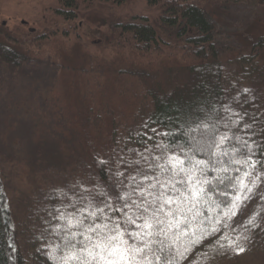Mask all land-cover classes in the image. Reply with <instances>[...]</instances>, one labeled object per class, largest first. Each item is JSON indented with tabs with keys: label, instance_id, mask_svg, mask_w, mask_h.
<instances>
[{
	"label": "trees",
	"instance_id": "obj_1",
	"mask_svg": "<svg viewBox=\"0 0 264 264\" xmlns=\"http://www.w3.org/2000/svg\"><path fill=\"white\" fill-rule=\"evenodd\" d=\"M57 1L54 11L66 21L76 16L79 1L91 0ZM152 1L160 3L161 26L141 15L118 22L116 38L108 44L114 50L109 49L107 58L94 56L93 59L97 68L101 65L113 77L110 91L120 105L139 99L134 113L137 116L121 117L119 106L116 111L105 110L104 113L94 110L91 117V101L85 97L76 112L81 124L78 125L81 127L79 144L76 148H63L64 152L77 153L81 158L70 178L72 186L67 184L48 190L33 202L34 205L28 204L17 218L9 205L0 169V264H63L61 257L68 251L66 233L63 222L50 213L55 214L56 208L73 200L78 208H83L93 197L94 203L111 199L119 205L116 195L130 189L119 186L118 179L125 180L129 172L135 174L133 170L137 167L166 164L167 158L174 154L183 158L181 150L194 161L205 162L204 175L211 183L204 185L210 190L195 207L187 202L180 206L176 220L179 230L186 235L175 239L177 230L168 232L166 244L173 246L174 253L176 249L185 252L184 259L176 254V264H224L225 261L230 264L239 258L236 254L239 248L264 244V165L261 163L264 161V15L252 19L262 30L253 37L251 32L247 35L250 43L240 41L243 42L241 47L220 48L215 43L216 20L210 11L211 4L200 0ZM230 1L252 4L264 13V0ZM2 26H6L5 29ZM0 27V62L8 68H18L40 57H49L56 67H66L63 60L69 59L65 58L67 53L57 50L53 40L43 45L25 28L11 30L3 22ZM162 27L175 29L177 40L174 38V42H180L176 53L170 48L161 49L167 44L158 33ZM54 28L46 32L53 38V34L65 31L63 27ZM80 67L74 66L79 72ZM135 119L138 123L133 126ZM245 124L250 127L245 129ZM117 125L119 129L123 127V135L115 137ZM225 134L232 137L224 144L229 156L221 155L222 149L215 147V142ZM236 136L248 141L252 154L248 153V148H240ZM234 147L238 151L232 157ZM240 152L245 155L241 156ZM141 154L149 159H142ZM245 156L247 163H244ZM233 159L241 162H232ZM135 160H139L140 165L134 164ZM218 160L223 163H217ZM253 161L255 168L249 167ZM224 167L228 169L226 173L220 170ZM155 171L160 169L155 168ZM117 172L125 176L118 178ZM165 175L170 176L171 172ZM177 178L182 179L183 173ZM241 178L244 184L257 189L246 215L234 217L229 215L233 204L238 207L236 198H242L245 190L239 187ZM128 183L125 180V185ZM177 187L185 189V185ZM58 191L66 192L67 196H59ZM100 191L107 196L98 195ZM67 211L73 209L69 207ZM108 214L113 218L118 215ZM213 228L219 230L214 235ZM197 238L201 242L191 244ZM229 243L233 247H228ZM70 264L75 262L70 261Z\"/></svg>",
	"mask_w": 264,
	"mask_h": 264
},
{
	"label": "rangeland",
	"instance_id": "obj_2",
	"mask_svg": "<svg viewBox=\"0 0 264 264\" xmlns=\"http://www.w3.org/2000/svg\"><path fill=\"white\" fill-rule=\"evenodd\" d=\"M200 2L211 4L210 11L216 20L215 43L220 48L241 47L240 41L250 43L247 36L250 32L253 37L262 30L253 23V18H261L264 13L252 4L230 0ZM56 6L57 0H0V25L3 22L11 30L25 28L43 45L53 40L57 50L67 53L65 58H69L63 60L66 67H56L49 57L36 58L18 68H8L0 62V169L16 218L48 190L72 184L70 178L81 158L77 153L64 152L63 148H76L79 144L81 124L76 112L85 97L91 101V117L94 110L104 113L116 111L119 106L121 117L136 113L139 99L120 105L110 91L113 77L101 65L97 68V62L93 61L94 56L107 58L109 49L114 50L108 44L116 38L119 29L116 23L141 15L161 26L159 1H79L76 16L66 21L55 13ZM54 27H63L65 31L53 34V38L46 32ZM158 33L162 42H167L161 49L170 48L176 53L180 42H174L175 29L162 27ZM74 66L80 67V72ZM128 84L133 89L132 81ZM137 121L131 125L135 126ZM116 128L115 137L123 135V127ZM252 187L243 191L235 215H246L252 206L256 188ZM235 220L239 222V218ZM249 246L241 254L236 253L239 258L230 264H264V244Z\"/></svg>",
	"mask_w": 264,
	"mask_h": 264
},
{
	"label": "snow or ice",
	"instance_id": "obj_3",
	"mask_svg": "<svg viewBox=\"0 0 264 264\" xmlns=\"http://www.w3.org/2000/svg\"><path fill=\"white\" fill-rule=\"evenodd\" d=\"M145 127L148 126L145 125ZM249 127L247 124L244 125L245 129ZM230 139L232 137L225 134L218 142H215V147L222 149L220 154L223 156H229V152L224 149V144ZM235 139L239 142L241 149L248 148L247 140L240 136H236ZM237 151L235 147L232 149V157L236 156ZM181 152L183 158L174 154L167 158L166 164L158 163L155 166L149 164L147 167L135 168L133 170L135 174L129 172L125 176V173L117 172L115 175L118 178L125 176V180L129 181L125 185V180L118 179V185L130 189V191L116 195L115 200L120 202L119 205L111 199H103L94 203L95 197H93L83 208H78L77 202L73 200L62 208H56L55 214L50 213L54 219L63 222L66 233L65 247L68 251L61 257L63 264H70V261H74L75 264H176V254L180 259H184L185 252L176 249L174 253L173 246L166 244L168 232L176 229L175 239L186 235L179 230V221L176 220L180 206L187 202L195 207L196 203L204 199L207 191L210 190L205 189L204 185L211 182L204 175L205 162L194 161L187 152L183 150ZM248 153L252 154L253 149L248 148ZM239 154L245 155L243 152ZM262 155H264V150H262ZM141 158L149 159L142 154ZM232 162L240 163L241 161L233 159ZM247 162V156H245L244 163ZM133 163L140 165L139 160ZM217 163H223V161L218 160ZM261 163L264 165V161ZM186 165L191 166L186 167ZM255 166V161L249 164L251 168ZM128 167L131 168L132 165L129 164ZM155 168H159L160 171L156 172ZM220 170L225 173L228 171L226 167ZM167 172H171V175L166 176ZM181 173H183V178L178 179ZM247 175L248 173H245V176ZM177 185H185V189L182 190ZM239 187L247 189L243 178L240 180ZM85 191L91 192L90 189H85ZM97 194L102 197L107 196L104 191ZM58 195L66 197L67 193L58 191ZM82 199L87 200V197ZM236 201L242 203L240 197H237ZM69 207L73 209L72 212L67 211ZM237 211L234 202L229 215H235ZM109 212L118 215L113 218L108 214ZM86 220L90 222L86 224ZM217 231L219 230L213 228V235ZM77 236L80 239H77ZM225 239L228 238L225 237ZM200 242L201 239L197 238L192 240L191 244ZM227 246L233 247L231 243ZM236 247L239 248V245ZM239 251L242 252L243 249L239 248Z\"/></svg>",
	"mask_w": 264,
	"mask_h": 264
}]
</instances>
